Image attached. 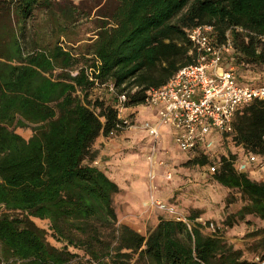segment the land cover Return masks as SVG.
Wrapping results in <instances>:
<instances>
[{
    "label": "trees",
    "instance_id": "1",
    "mask_svg": "<svg viewBox=\"0 0 264 264\" xmlns=\"http://www.w3.org/2000/svg\"><path fill=\"white\" fill-rule=\"evenodd\" d=\"M116 2L76 57L41 44L31 29L35 10L54 0H0V264H256L219 237L196 228L191 236L181 222L161 217L146 235L119 224L120 190L94 165V143L115 128L120 105L142 104L149 88L195 61L187 33L196 25H213L214 45L230 38L225 68L264 65V0ZM233 126L244 154L264 153V101L248 104ZM235 160L221 156L213 174L243 202L225 225L246 216L264 222V182L237 172ZM254 251L264 260V236Z\"/></svg>",
    "mask_w": 264,
    "mask_h": 264
},
{
    "label": "rangeland",
    "instance_id": "2",
    "mask_svg": "<svg viewBox=\"0 0 264 264\" xmlns=\"http://www.w3.org/2000/svg\"><path fill=\"white\" fill-rule=\"evenodd\" d=\"M116 4V0H54V4L50 8L35 10L29 23L31 29L38 32V41L41 44L49 46L58 44L78 57L92 39L96 18L107 15ZM231 67L235 75L241 77L242 80L264 84V65L247 64L237 68L232 64ZM246 106L242 107L238 114H242ZM148 111L150 109L140 108L141 116H147ZM236 116L237 114L235 118ZM16 131L24 137L30 135V129L17 128ZM104 138L105 143L112 142L111 146L115 143L121 145L123 156L135 157L136 160L135 170L131 173L137 186L134 191H130L126 187V184L130 183L126 178L127 171L125 176L124 171H118V175L121 177L119 180L113 171L103 168L104 173L120 189V192L113 198V206L119 224L133 226L139 229L140 233H138L141 235H146L153 229L162 216L148 204L152 194L158 200L176 207L183 216L195 224L213 222L216 226L215 233L202 230L203 235L219 237L234 249L240 250L242 256L247 260L252 261L255 257H259L255 255L254 244L264 236L256 234L257 230L263 228V223L253 216H246L243 221H238L231 227L226 226V217L235 215L243 202L236 191H230L216 183L213 174L210 173L212 166L215 169L218 168L221 156L235 154L234 166L244 156L243 147L235 143L233 137L223 139L210 157L199 153L181 152L173 146L169 156L160 158L164 161V166L156 165L153 168L155 178L152 182L147 179L149 165H145L146 162L143 159L146 154L144 142L135 143L134 147H131L129 145L131 142L128 141L131 139L124 135ZM105 143L100 144V149L104 148V154L101 155L100 149L96 148L98 151L96 161L98 164L102 162L101 166H105V162L111 159L116 151L115 148ZM175 155L178 156L175 157ZM170 156L175 160H171ZM203 156L206 158V162L202 165L200 159ZM114 158L116 159L118 156H114ZM197 159L199 160L196 161ZM96 161L94 165L100 166ZM262 170L264 171V168ZM167 172L172 174L171 180L166 179ZM246 174L252 179L249 172ZM34 222L43 229L48 228L47 222L44 220H34ZM47 241L55 247L59 246L49 233Z\"/></svg>",
    "mask_w": 264,
    "mask_h": 264
},
{
    "label": "built area",
    "instance_id": "3",
    "mask_svg": "<svg viewBox=\"0 0 264 264\" xmlns=\"http://www.w3.org/2000/svg\"><path fill=\"white\" fill-rule=\"evenodd\" d=\"M213 25H196L188 30L187 37L194 50L195 61L183 65L159 87H151L146 91L142 104L154 112L153 119L137 122L132 111L137 107H119V120L108 137L122 135L128 129H139L149 137V147L145 154L149 171L147 179L155 178L153 168L164 166V161L158 157L159 143L162 140L163 129H168L172 142L181 152L199 153L212 156L213 150L223 139L234 134V119L238 111L253 101H264V84L239 83L232 67L225 68L223 57L232 50V42L228 37L224 43L214 45L210 36ZM112 90V87H110ZM125 94L119 95L122 102ZM139 106V105H138ZM252 166L256 170L264 168V153H246L237 161L235 169L245 173ZM215 167L210 168L214 174ZM166 179L171 180L172 174L166 173ZM149 206L155 208L165 218L183 223L191 236L193 230L215 233L213 222L195 224L188 220L173 205L149 197ZM256 264H264V260L255 257Z\"/></svg>",
    "mask_w": 264,
    "mask_h": 264
},
{
    "label": "crops",
    "instance_id": "4",
    "mask_svg": "<svg viewBox=\"0 0 264 264\" xmlns=\"http://www.w3.org/2000/svg\"><path fill=\"white\" fill-rule=\"evenodd\" d=\"M140 108L150 109V111H148L149 114L147 116H141V114H140ZM132 111L135 112V114L133 116V119L136 120L137 122H142V121H144L146 119H153L154 118V112H153V110L150 107L146 106V105H139V106L133 108ZM122 135L126 136L128 139H131V140H128L129 143L131 142L129 144L131 147H134L133 144H135V143H142V142H144L143 146L146 147V152H147L150 141H149L148 135L144 131H141L139 129H133V128H131V129H128L127 131H125ZM119 136H121V135H119ZM119 136H115V137H119ZM102 143H105V138L103 136H99L95 140L94 147L100 149V144H102ZM107 143H105V144H107ZM108 145L111 146L112 145V142H109ZM173 146H175V145L172 142L171 135L168 132V129H163V131H162V140L159 143V150H158L159 158H162L163 156H166V155L169 156L172 153L171 148ZM111 147H113V148L116 149V151H115L116 154L114 153L113 156L111 157V159H109V160H107L105 162V166H101L102 162H99V164H98V162L96 161L97 162V165H100L101 166V167L98 166L99 169L102 170L103 172H105L106 169L107 170H110V171H113L115 177L117 179H119V180H121V177L118 175V171H124V176L126 174L125 172L127 171L128 174H127L126 178L129 179L130 183H127L126 184V187H128V189L130 191H134L135 187H137V186H136V183L134 182V176H132L133 174H131V173H133L134 170H135V164H136L135 157H125V156H123L122 155V151H121V145H119V144H116L115 143ZM163 148L166 149V150H164ZM104 152H105L104 151V148L103 149H100V154L101 155L104 154ZM186 153H189V152H186ZM114 156L115 157L118 156V158L115 159ZM176 156H178V155H175V157ZM143 159L146 162L145 165H147V160H146L145 156L143 157ZM172 159L175 160L174 157H171V160ZM115 172H117V173H115ZM246 172H249V174L252 176V179L253 180L258 181V182H264V171L263 170H256L254 167L250 166L249 169H248V171H246ZM123 183H125V181H123ZM160 215L163 218H165L161 213H160ZM262 223H263L262 227H264V222H262ZM130 227L134 231L140 233L139 229H137V228H135L133 226H130Z\"/></svg>",
    "mask_w": 264,
    "mask_h": 264
}]
</instances>
